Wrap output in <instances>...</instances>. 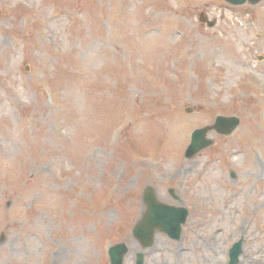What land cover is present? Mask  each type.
<instances>
[{
    "label": "rangeland",
    "instance_id": "1",
    "mask_svg": "<svg viewBox=\"0 0 264 264\" xmlns=\"http://www.w3.org/2000/svg\"><path fill=\"white\" fill-rule=\"evenodd\" d=\"M259 57L264 1L0 0V264H110L121 242L125 264H229L238 241L264 264ZM218 115L241 124L186 158ZM146 186L189 210L179 240L135 238Z\"/></svg>",
    "mask_w": 264,
    "mask_h": 264
},
{
    "label": "water",
    "instance_id": "2",
    "mask_svg": "<svg viewBox=\"0 0 264 264\" xmlns=\"http://www.w3.org/2000/svg\"><path fill=\"white\" fill-rule=\"evenodd\" d=\"M233 5H243L249 2L253 5L263 0H226ZM200 20L207 22L210 27L215 25V21H209L205 14H201ZM191 112V109L187 110ZM240 124L237 117L218 116L213 127L197 129L194 133L192 143L189 146L186 157L192 158L199 151L209 147L212 141L207 138V133L215 129L221 134L232 133ZM145 202L147 204V212L144 217L134 226L133 233L135 237L142 243L144 248L151 247L155 240L157 232H163L173 239H179L182 233V225L186 223L189 216V210L184 207H176L167 205L157 201L152 187H148L145 191ZM242 242L236 243L230 251V264H236L242 253ZM129 252V247L125 243L114 245L109 250L111 264H124L125 256ZM144 254H138V264H143Z\"/></svg>",
    "mask_w": 264,
    "mask_h": 264
},
{
    "label": "bare ground",
    "instance_id": "3",
    "mask_svg": "<svg viewBox=\"0 0 264 264\" xmlns=\"http://www.w3.org/2000/svg\"><path fill=\"white\" fill-rule=\"evenodd\" d=\"M94 45V42H91L90 44H88V46H87V49H89L90 47H92ZM226 63L228 64V67H229V71L230 72H235V71H237V67H235V64H237L238 63V61H233V62H230V58H226ZM216 258V257H215ZM253 260H256V259H252V261ZM243 261H245V259L243 260ZM251 262V261H250ZM220 262H219V260H217L216 261V259H215V262H214V264H219Z\"/></svg>",
    "mask_w": 264,
    "mask_h": 264
}]
</instances>
